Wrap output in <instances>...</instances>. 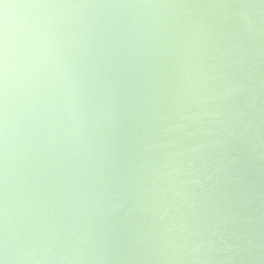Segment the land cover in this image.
Returning a JSON list of instances; mask_svg holds the SVG:
<instances>
[{
  "label": "clouds",
  "instance_id": "clouds-1",
  "mask_svg": "<svg viewBox=\"0 0 264 264\" xmlns=\"http://www.w3.org/2000/svg\"><path fill=\"white\" fill-rule=\"evenodd\" d=\"M0 264H264V0H0Z\"/></svg>",
  "mask_w": 264,
  "mask_h": 264
}]
</instances>
